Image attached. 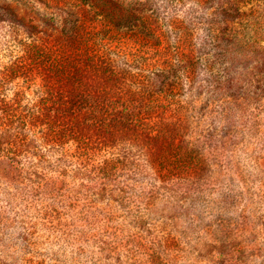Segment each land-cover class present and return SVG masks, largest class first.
I'll use <instances>...</instances> for the list:
<instances>
[{
  "label": "rangeland",
  "instance_id": "rangeland-1",
  "mask_svg": "<svg viewBox=\"0 0 264 264\" xmlns=\"http://www.w3.org/2000/svg\"><path fill=\"white\" fill-rule=\"evenodd\" d=\"M142 1L148 34L89 21L93 0H0L1 67L23 24L81 22L88 69L117 72L93 82L151 93L84 163L110 157L108 177L73 175L72 143L61 166L0 174V264H264V0Z\"/></svg>",
  "mask_w": 264,
  "mask_h": 264
},
{
  "label": "trees",
  "instance_id": "trees-1",
  "mask_svg": "<svg viewBox=\"0 0 264 264\" xmlns=\"http://www.w3.org/2000/svg\"><path fill=\"white\" fill-rule=\"evenodd\" d=\"M143 4L142 0H93L90 9L85 10L86 18L93 22L102 17L116 27L141 25V31L148 34L147 19L141 16ZM223 17L232 22L228 15ZM51 26L53 29L40 28L33 22L23 24L22 37L12 31L21 53L12 55L8 63L0 66V174L16 175L22 158L27 159L26 173L32 176L38 173V167L53 160L62 164L68 158L66 145L72 143L80 160L73 175L89 177L98 172L106 178L116 169L115 160L103 158L95 165V172L85 169L84 163L111 144L126 127L124 120L141 113L143 108H138L137 103L144 104L151 93L148 89L125 91L114 88L110 82H93L94 78H117L112 69H88L95 64L89 53L94 32L87 31L84 23L65 22L61 25L66 31L63 36L55 25ZM34 85L33 100L24 101L26 87ZM8 89H12L10 96L6 94ZM125 103H131L133 108L124 107ZM175 143L172 139L167 145ZM157 144L163 148L164 142ZM63 172L65 167L60 174Z\"/></svg>",
  "mask_w": 264,
  "mask_h": 264
}]
</instances>
